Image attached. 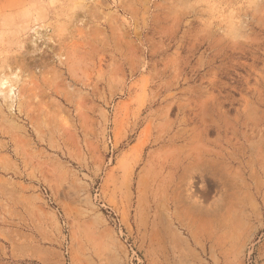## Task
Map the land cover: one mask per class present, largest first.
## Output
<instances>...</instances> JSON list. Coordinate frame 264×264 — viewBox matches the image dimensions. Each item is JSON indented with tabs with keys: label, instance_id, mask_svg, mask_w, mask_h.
Instances as JSON below:
<instances>
[{
	"label": "rangeland",
	"instance_id": "rangeland-1",
	"mask_svg": "<svg viewBox=\"0 0 264 264\" xmlns=\"http://www.w3.org/2000/svg\"><path fill=\"white\" fill-rule=\"evenodd\" d=\"M0 264H264V0H0Z\"/></svg>",
	"mask_w": 264,
	"mask_h": 264
},
{
	"label": "bare ground",
	"instance_id": "bare-ground-1",
	"mask_svg": "<svg viewBox=\"0 0 264 264\" xmlns=\"http://www.w3.org/2000/svg\"><path fill=\"white\" fill-rule=\"evenodd\" d=\"M202 166V165H201ZM200 167V166H199ZM208 168V167H207ZM193 169H195V168H193ZM199 170V169H198ZM214 175V174H213Z\"/></svg>",
	"mask_w": 264,
	"mask_h": 264
}]
</instances>
